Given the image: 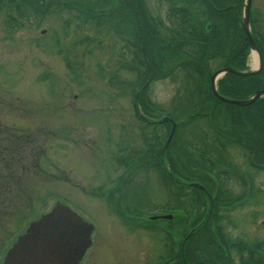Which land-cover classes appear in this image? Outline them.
I'll use <instances>...</instances> for the list:
<instances>
[{
    "label": "rangeland",
    "instance_id": "rangeland-1",
    "mask_svg": "<svg viewBox=\"0 0 264 264\" xmlns=\"http://www.w3.org/2000/svg\"><path fill=\"white\" fill-rule=\"evenodd\" d=\"M28 1L25 9L37 6L34 0ZM52 1L47 0L50 7L45 6V14L29 17L7 3L0 10V127L28 135L31 140L23 146L27 169L18 171L21 185L26 188V196L20 198L24 201L13 199L19 192L13 187L9 200L0 204V264L18 236L56 202L68 204L95 225L93 246L80 264H153L168 253L162 240L165 236L142 229V224L139 229L128 230L109 211L113 206L107 201L113 185H120L127 191L122 204L141 207L146 221L151 215L161 214L156 212H162L161 204L174 202L161 171L147 179L133 174L130 168L128 183L119 179L125 172L119 149L140 141L123 123L132 121L134 103L130 91L140 89L144 83L141 71L133 74L120 69L125 82L135 83H123L118 93L120 90L111 83L114 55L109 31L100 35L92 21L82 22L84 15L78 10L56 5H66L67 0ZM253 1L256 32L264 33V0ZM147 6L151 14L162 17L171 7L159 0H147ZM9 13L16 19L14 24ZM94 38L96 43L91 41ZM116 45L121 53L124 42ZM154 53L151 51V55ZM249 64L257 66L254 55ZM170 68L168 65L166 71ZM174 73L155 80L149 88L159 103L157 107L166 112L175 106L184 71L176 66ZM166 130L165 126L158 127L162 140ZM199 130L200 125H191L183 138L200 137ZM179 139L180 134L176 143ZM234 156L239 161L238 152L234 151ZM257 172L258 182L264 184V172ZM257 204L261 215L258 225L248 217L251 205L239 208L234 212L236 220L225 225L231 237L245 233L249 237L256 227H261L264 236V196ZM245 214L248 219H243ZM189 228L182 229L189 232Z\"/></svg>",
    "mask_w": 264,
    "mask_h": 264
},
{
    "label": "flooded vegetation",
    "instance_id": "flooded-vegetation-1",
    "mask_svg": "<svg viewBox=\"0 0 264 264\" xmlns=\"http://www.w3.org/2000/svg\"><path fill=\"white\" fill-rule=\"evenodd\" d=\"M130 1L108 0V25L103 24L101 27L94 25L95 30H101L100 35L109 31V37L112 40V56L115 57V59L113 57L111 83L120 90L118 93L124 87L123 83H129L130 86L135 83L125 82L120 69L133 74L140 70L141 73H139L143 77L141 79H145L140 89L130 91L134 103V110L131 112L133 114L132 121L125 122L123 125L127 126L125 129L133 130L140 141H137V144H135L136 142L134 144L126 143L119 149V157L123 168H125V172L119 179L128 183L126 180H130L127 178L131 173L128 171L130 168L133 169V174L137 173L141 178L147 177V179L149 175L157 176L155 172L160 173L161 171L164 177L163 182L165 180L172 191L174 202L172 205L161 204L162 212H160L161 210L156 211L161 214L154 215L159 218L152 219V215L146 221L144 211L140 210L141 207L127 206V203L122 204L127 191H124L120 185L116 187L113 185L107 200L113 206V209L109 211L111 213L113 211L114 217L128 230L130 228L139 229L142 224V229L153 230L155 233L165 236L162 240L165 241L168 253L159 257L160 260L153 264H264V236L261 227H256L253 230L254 233L249 236L250 238L247 237V233L241 237H231L230 231L225 227L226 224H231L232 220H236L234 212L237 209L246 208L249 205L252 206V209L247 214L252 221H255V224L261 217L256 205L264 196V184L258 182L257 171L264 172V163L257 162L256 158L259 153L258 147L260 144H264V140H261V137H256L253 130V119L247 115L241 116L240 111L231 108V105L252 106L254 103L262 101L264 95L251 105L241 106L219 99L212 87V76L221 69L231 67L240 72L259 71L251 75H238L231 71L221 73L216 80V89L219 93L230 99L242 101L251 99L256 91L264 90V87L254 88L250 96L245 92L249 93L253 88L250 87L247 78L258 75L264 70L262 49L256 42L258 52L263 60L261 67L258 55L252 52L250 39L243 25L246 0H207L206 4L196 1L194 3V0H159L161 3L165 2L171 5L165 17L151 14L147 0H135L134 24L130 15ZM251 1L253 4L254 1ZM49 7L46 6V8ZM174 9L177 11L173 14L171 11ZM229 15L233 17L232 20L239 18L243 32L247 35L248 45L240 36L237 38V42L230 39L228 35ZM81 20L87 24L91 21L89 18L88 21ZM149 23L157 27L159 36L167 40L169 47H177L176 44L187 40L189 43L191 42L184 45L188 49L197 40L202 39V36L214 44L216 38L213 33L219 25L221 27L220 35H223L222 45L228 48V52L225 53L227 57L211 55L208 62L196 60L187 53H183L177 63L194 62L203 68L205 73L202 76L203 80L200 79L199 74L193 76L183 74L182 84L175 97V106L171 107L168 112L162 110L160 106L157 107L159 103L154 101L149 92L150 86L155 82L153 81L152 63L148 58L147 49H145L146 42H149L147 38ZM250 26L252 32L251 22ZM202 31L204 34L200 35L201 38L198 39L197 35L202 34ZM238 33L239 29L237 28ZM259 33L264 39V33ZM91 41L96 43L95 38ZM118 41L124 42L121 53L117 49ZM134 47L136 48L134 49ZM139 50L144 65L140 60ZM252 55L256 58L257 66H249ZM139 64L143 67L142 69ZM182 64L177 68L182 69ZM229 75H234L236 78L244 77L247 80L235 79L234 81V77L231 76L233 79L223 84L227 88V93H224L220 82ZM194 77L196 79L198 77L196 85L190 82ZM196 79L194 80L196 81ZM209 79L210 84L208 85ZM117 97H121L120 94ZM227 105H230L234 111L232 114H230ZM160 113L162 115L158 116ZM199 120L206 121V123L201 124ZM191 125L201 126V130H199L201 136L183 138L184 131H189ZM160 126H165L168 130L164 140L160 138L162 134H158ZM174 126H176L175 134L167 146L169 133ZM179 134L180 139L176 143V136ZM179 147H182L183 151L180 154L177 150ZM234 151L238 152L239 161L236 160ZM179 156L184 161V165L181 164V167L185 166L180 171L176 165ZM182 189L183 194L180 196ZM185 195H188V199L183 200ZM247 214L243 216V219H248ZM206 223H217L218 227H222L223 230L221 238L219 236L218 239L220 246L212 248V262L202 258L199 240L193 244L191 249L193 254L187 256L185 250L187 246L190 248L189 241L195 237L197 229ZM184 226H189L190 231L184 232L182 229ZM88 252L85 254V258L88 256Z\"/></svg>",
    "mask_w": 264,
    "mask_h": 264
},
{
    "label": "trees",
    "instance_id": "trees-1",
    "mask_svg": "<svg viewBox=\"0 0 264 264\" xmlns=\"http://www.w3.org/2000/svg\"><path fill=\"white\" fill-rule=\"evenodd\" d=\"M34 1H35V4H37V6H34L33 8L25 9L27 3L29 2L28 0H0V10L4 6H7V4H10L12 7L14 5V7L20 8L19 13H21L22 16L28 15L29 17L30 15L35 14V13L45 14L46 12L45 10L47 8L45 10L43 9L45 8V6L48 5L47 0H34ZM195 1L201 4H206L207 2V0H194V3ZM67 3L66 5L64 4H58V5H63V7H66V9L68 8V9L78 10L82 15H84L85 21H88V18H89L93 22V24L96 26L101 27L103 24L108 25V21H109L108 19V11H109L108 0H67ZM129 7H130V15L132 18V22L134 24L135 22L134 10L136 8L135 0L130 1ZM176 11L177 10L174 9L171 12L174 14ZM8 18L11 19L13 24L14 22H16V19L10 13L8 14ZM232 19L233 17L229 15L228 35L230 39L233 40V42L235 41L237 42V38L240 36L242 39H244L243 41L247 44L246 42L247 35L243 32V28L241 26L239 18L235 20H232ZM147 27H148L147 38L149 39L148 40L149 42H146L145 49H147L148 58L151 60V63H152L153 81L159 78L164 79L166 77L175 75L174 73L175 68L176 66H180L181 63H183L181 68L183 69L185 75L189 74L193 76L194 74H199L200 79H202L203 78L202 76L205 73V71L198 64L191 62V61H187V62L183 61V62L177 63V61L182 58L183 53H187L190 57L196 60L198 59L199 61L208 62V59L210 58L211 55H221V57L224 58L225 53L228 52V48L222 45L221 39H223V35H220L221 27L219 25L217 26V28L215 29V32L213 33V35H215V38H216L214 44H211L209 39L207 38L205 39V36H202V39H199L200 35L204 34V31H202V34L197 35L199 40H197L196 43H193L191 45L192 47L190 46L189 49L184 47L186 43H189L187 40L186 41L181 40L183 41V43L178 44V45L176 44L177 47L175 46L169 47L167 45V40L159 36V33L157 32V27H154L150 23ZM237 28L239 29V33H238L239 35L237 34ZM138 36L141 37L140 34H138ZM257 42L264 54L263 36H261L260 42L259 41ZM151 51L155 53L151 55ZM139 56H141L140 60H142V63L144 65V60L142 59L140 50H139ZM168 65L172 66V68L166 71V67ZM231 76H233L234 79ZM194 79L196 78L194 77ZM194 79L192 78L190 82L196 85L197 84L196 81L198 77L196 81ZM230 79L231 80L233 79L235 81V79L241 80V79H246V78L244 77L236 78V76L234 75L226 76V78L220 82L224 88V93H227L226 92L227 88L224 87L223 84H225ZM247 79H249L250 87H253L249 91V93L248 91H245L247 95L250 96L252 95L254 88L264 87V70H262L260 74L251 76ZM209 84H210V79L208 80V85ZM227 106H228V110L230 111V114L234 112L231 109L233 107L240 111L241 116L247 115L249 118L253 119V122H254L253 130L255 132L256 137H261V140H264V99L262 101H258L254 103L252 106L238 107V106L231 105V108H230V105H227ZM244 120L246 121V119ZM30 141L31 140L28 139V135H24L23 133H20V132L19 133L14 132L13 129H10V128L3 129L0 127V204L4 200L5 201L9 200V197L13 193L12 192L13 187H17L19 191L16 194V197H13V199L24 201L23 199L20 200V198L26 196L25 194L26 188L22 187L21 185V176L18 171L24 172V170L26 171L27 169L28 162H27V157L24 155L23 146L27 145L28 142ZM257 143H259V141H257ZM258 148H259V153L257 155L256 161L259 163H264V144L263 143L260 144V147ZM177 150L179 154L183 152L182 147H179ZM36 155L37 154L33 156L35 157ZM37 163L38 161H36V164ZM181 164L184 165V161L182 160V157L179 156L176 162V165L179 171L185 168V166L181 167L182 166ZM126 181L128 182L129 180H126ZM182 194H183V189L180 191V196ZM218 225L219 224L217 223L216 224L206 223L205 225H202L199 229H197V232L195 234V236H199L197 240H199L200 242V250L202 251V254H203L202 258H204L206 261L208 260L212 262L211 260V253L213 251L212 248L220 246V244L218 243L219 241L218 239H219V236L221 238V234L223 230H222V227H218ZM213 227L215 228V230ZM194 238L195 237H192L191 240L189 241V243H191L190 248L187 246L185 249L187 256L193 254V251L191 249L193 247V244H195L197 241ZM222 241L224 242V240ZM196 248L198 247L196 246Z\"/></svg>",
    "mask_w": 264,
    "mask_h": 264
},
{
    "label": "water",
    "instance_id": "water-1",
    "mask_svg": "<svg viewBox=\"0 0 264 264\" xmlns=\"http://www.w3.org/2000/svg\"><path fill=\"white\" fill-rule=\"evenodd\" d=\"M245 2L243 25L250 39L252 52L258 55L259 65L262 67V56L258 52L250 26L252 1L246 0ZM230 71L238 75H251L259 70L240 72L230 67L216 72L212 76V87L219 99L230 104L235 103L242 106L251 105L254 101L263 97L264 90L256 91L251 99L242 101L230 99L219 93L218 89H216L217 77L221 73ZM175 129L176 126L170 131V136L166 143L167 146H169V142L175 134ZM156 218H159V216H152V219ZM94 228L95 226L92 223H86L83 217L73 211L70 206L57 202L54 208L44 213L39 219L34 220L24 234L18 236L19 238L5 255L2 264H79L92 245Z\"/></svg>",
    "mask_w": 264,
    "mask_h": 264
},
{
    "label": "bare ground",
    "instance_id": "bare-ground-1",
    "mask_svg": "<svg viewBox=\"0 0 264 264\" xmlns=\"http://www.w3.org/2000/svg\"><path fill=\"white\" fill-rule=\"evenodd\" d=\"M257 57V56H256Z\"/></svg>",
    "mask_w": 264,
    "mask_h": 264
}]
</instances>
